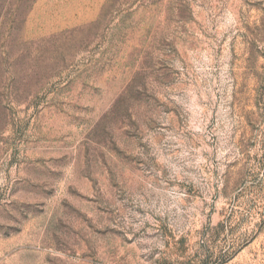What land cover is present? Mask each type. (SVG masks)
<instances>
[{"label":"rangeland","instance_id":"1","mask_svg":"<svg viewBox=\"0 0 264 264\" xmlns=\"http://www.w3.org/2000/svg\"><path fill=\"white\" fill-rule=\"evenodd\" d=\"M0 264H264V0H0Z\"/></svg>","mask_w":264,"mask_h":264}]
</instances>
